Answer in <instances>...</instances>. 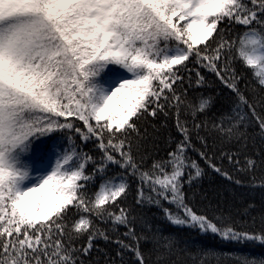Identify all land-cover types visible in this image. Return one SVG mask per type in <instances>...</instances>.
Returning <instances> with one entry per match:
<instances>
[{"label": "snow or ice", "instance_id": "1", "mask_svg": "<svg viewBox=\"0 0 264 264\" xmlns=\"http://www.w3.org/2000/svg\"><path fill=\"white\" fill-rule=\"evenodd\" d=\"M212 258L264 264V0H0V264Z\"/></svg>", "mask_w": 264, "mask_h": 264}, {"label": "trees", "instance_id": "2", "mask_svg": "<svg viewBox=\"0 0 264 264\" xmlns=\"http://www.w3.org/2000/svg\"><path fill=\"white\" fill-rule=\"evenodd\" d=\"M209 79L211 80L213 78L209 75ZM204 90L212 94L219 92V88L215 86H206ZM222 102L223 98H221V103ZM200 163L202 167H206L203 161ZM206 171L207 175L203 177L200 184L197 186L198 195L196 197V204L198 207H205L208 204V200H211L214 207L219 205L225 213L232 212L234 215H237V210L244 209L249 202H254L257 206L261 203V190L259 188L255 190H250L246 187L241 188L234 184H229L223 177H220L210 169H206ZM257 175H259V173ZM242 179L247 178L242 177ZM201 195H206L208 200H202ZM237 218L242 220L246 217L238 215ZM169 231L175 233L182 240H188L190 245L193 246L190 249L192 252H196L197 249L200 248L213 250L221 255H238L241 253L258 251L257 248L245 247L241 244L225 243L211 236H202L199 233L189 232L187 229L180 230L169 228ZM101 246H103L102 242ZM206 264H215V259L212 258L207 260Z\"/></svg>", "mask_w": 264, "mask_h": 264}]
</instances>
